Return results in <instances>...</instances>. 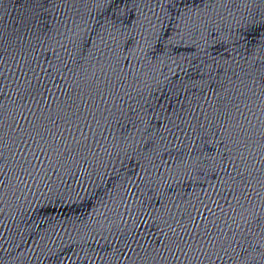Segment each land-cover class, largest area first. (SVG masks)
Masks as SVG:
<instances>
[{"label":"water","instance_id":"obj_1","mask_svg":"<svg viewBox=\"0 0 264 264\" xmlns=\"http://www.w3.org/2000/svg\"><path fill=\"white\" fill-rule=\"evenodd\" d=\"M0 264H264V0H0Z\"/></svg>","mask_w":264,"mask_h":264}]
</instances>
